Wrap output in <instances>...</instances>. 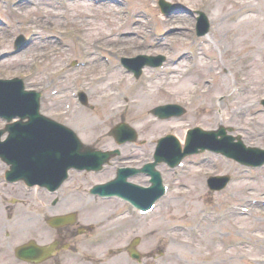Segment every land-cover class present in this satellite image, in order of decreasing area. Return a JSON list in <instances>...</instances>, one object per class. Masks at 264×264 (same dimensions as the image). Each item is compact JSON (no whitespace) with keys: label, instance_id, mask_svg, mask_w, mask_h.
<instances>
[{"label":"rangeland","instance_id":"1","mask_svg":"<svg viewBox=\"0 0 264 264\" xmlns=\"http://www.w3.org/2000/svg\"><path fill=\"white\" fill-rule=\"evenodd\" d=\"M158 1L0 2V76L28 77L29 85L39 87L40 91H47L49 84L54 83L50 80H55V87L65 88L64 95L51 101L60 108H63L71 89L77 90L81 84L90 86L92 106L74 107L70 114L73 128L82 133L86 143L108 150L120 147L121 151L129 153L131 160H139L145 150L149 154L162 136L169 133L181 137L187 127L197 124L210 129L219 123L228 127L234 125L245 130L247 145L264 149V113H254L256 107H264V0H168L176 8L169 15L161 13ZM242 6L248 8V16L241 24H235L230 21L229 14ZM197 10H205L210 17V33L204 37H198L196 33ZM175 12L184 15L189 22L177 21ZM21 34L31 35L33 41L26 49L13 54L16 38ZM196 41L201 43L199 48L194 46ZM139 53L167 55V69L178 61L181 67L196 63L187 77L174 75L189 81L185 93H175L168 87V78L156 75L157 70L164 74L167 69L163 72L161 68L146 67L139 80L124 71L121 58ZM75 58L86 65L68 72L63 80L58 72L62 67L68 71ZM108 58L110 64L106 63ZM86 78L91 81L86 83ZM197 84L200 89L193 91ZM235 88L240 90L237 97ZM151 91L157 97L144 102ZM196 95L194 101H189V97ZM167 102L182 103L186 113L156 120L150 113L151 108ZM141 104L145 106L140 107ZM238 108L240 111L243 108L246 113L239 115ZM124 116L138 130L140 138L147 140L141 150L121 147L109 135L110 129ZM82 118L84 120L80 121ZM234 131V134L240 133ZM216 161L219 164L216 172L227 169L223 161ZM214 162L207 166L208 170ZM205 169H186L179 189L188 191V194L181 195L177 190L159 215L149 222H137L106 245L94 246L92 250L88 244L86 247L79 245L75 251L82 257L87 254V258L93 260L91 264H264V168L246 171V179L234 182L230 188L210 198L203 195L207 188ZM103 178L83 174L76 175L74 181L89 187ZM66 199L60 209L62 213L70 211L71 206H82L79 195ZM240 199L249 200L246 215L230 214L223 222H220L223 216H211L200 225V234L187 236L174 225L175 222L194 221L204 206L213 204L220 208L224 204L235 205ZM251 199H260L261 202L251 204ZM70 200L76 204L71 205ZM109 208L110 213L115 209L112 204L103 203L93 212L83 211L84 215H80L78 221L93 226L90 227L93 231L96 226L99 228L103 219L109 218ZM39 225L40 229L38 224H31L28 234L19 237L35 239L39 244L54 239L53 233H43L44 226ZM16 229L23 231L27 228L18 223ZM80 235L77 231L69 246L72 242L76 245ZM132 237H140L136 250L147 258L143 263L131 259L127 251ZM12 245L19 244L9 245L0 239V264H30L16 258ZM68 251L64 248L56 254L54 261L46 260L40 264H85Z\"/></svg>","mask_w":264,"mask_h":264},{"label":"bare ground","instance_id":"2","mask_svg":"<svg viewBox=\"0 0 264 264\" xmlns=\"http://www.w3.org/2000/svg\"><path fill=\"white\" fill-rule=\"evenodd\" d=\"M159 7L160 5H163L162 2H160V4H158ZM222 8V6H220ZM176 9V8H174ZM179 9V8H178ZM248 8L244 9V7H239L237 9H235L234 11L230 12L229 14V17H230V21H233V22H236L235 24H241L242 21L244 20V18H247L248 16V13H246ZM180 10V9H179ZM175 14L177 15V21H184L185 23H188L189 20L184 17V15H181L177 12H175ZM195 17V16H194ZM196 19H198L197 17H195ZM227 19V17H226ZM197 21V20H196ZM190 83L188 80H185V79H180L178 78L177 76H171L168 78V87H170L172 90H174L175 93L177 94H182V93H185L184 90H185V87L186 86H189ZM189 91V89L187 90V92ZM4 95L5 96H11V97H17L16 100H13V99H10V98H6L5 100L6 101H9V100H13L20 111H23V110H29L31 109V106H28L26 103H27V99L25 98V96H19L16 89H15V85H12L10 87V90L9 91H3L2 92V95H0V100L1 99H4ZM157 97V94L153 93L152 91L149 92L148 94V97L146 96V99L144 102H147V100H154V98ZM55 98V97H54ZM53 98V99H54ZM1 105V103H0ZM145 106V104H141L140 107H143ZM81 120H84L83 118L80 119ZM149 123H151V121L149 120ZM211 127V126H209ZM113 130H115V128L112 127ZM210 129V128H208ZM222 129H225V130H228L229 127L227 126H222L220 128H217L216 129V133H218L219 131H222ZM26 130L22 129L21 130V133L23 135H21V140L18 141V143H25L26 141H28L25 136H27V132H25ZM24 136V137H23ZM45 136H46V140L44 142V148H43V155L45 154H48V153H52V158L54 160V163L55 164H60L61 166H68L70 164V162L72 160L75 159V156L73 153H71L68 149L69 147V142L67 139H62V137H56L57 135L56 134H53V133H45ZM76 141H79L81 144H82V147H83V151H88L90 150L89 148H85L84 149V137L82 136V133H80L79 135V139H77ZM21 149H24L25 146H20ZM249 145L245 144L243 146V148L240 149V151L237 153L238 154V157H245V158H250L251 156H253V152L251 150L248 149ZM92 151H95L92 149ZM102 154L104 155H109L111 154L110 151H102L101 152ZM13 155L11 156V161H14V162H17L18 163V168L17 170L19 171L17 173L22 175L24 179L28 180V181H39L40 179L38 178H31V177H28L27 175H25L23 172L27 173L28 175L30 176H33V177H41V178H46V179H50L49 176L46 175L45 173V170L43 171V168L44 167H48L49 164L48 163H43L41 160H38V162L36 163V160L37 158L36 157H33L31 158L30 156H28L27 154L25 153H12ZM128 155L126 156H123V157H120L121 160H119L121 163L124 161L123 159H125ZM2 158L5 159V161H8V158L9 157H5L4 155L2 156ZM82 159H83V156H82ZM119 159V158H118ZM118 162V164L120 163ZM6 165V169L7 170H11V165L10 163H5V164H2L1 166H4ZM89 168H92V167H87V169ZM47 169H51V168H47ZM53 170V169H52ZM55 171V170H53ZM83 173H87L85 171H83ZM100 175L105 178H109V175H108V172H103V173H100ZM98 175H95V177H101ZM97 186V185H95ZM94 186V187H95ZM19 188V187H18ZM233 192V191H232ZM106 203H110V204H115V201H111V202H106ZM74 203L72 202L71 205H73ZM63 206V205H62ZM62 206L59 207L58 211L62 208ZM159 209L156 208L153 212H152V215L155 213V211ZM56 211V212H58ZM55 212V213H56ZM79 211L78 210H75L73 211V213L69 214V215H59L57 217H61V216H64L63 218L65 219L66 223H70L71 220H76L77 216L79 215ZM8 216V215H7ZM7 216L5 217V225H8V223L6 222V218ZM8 219V218H7ZM22 219V218H21ZM55 221H56V218H53ZM18 220V219H17ZM15 220L13 222V224H16L18 221ZM20 221V220H19ZM107 218L106 219H103L100 223H99V234H101V237L99 239V242H97V239L94 240V242H97L99 244H97L98 246H101V244L105 243H109L113 238H116L117 236L119 235H122L124 233V231L120 232V233H117V234H114L116 229L111 226L110 224H107ZM10 226V224H9ZM14 228V227H13ZM7 231V230H5ZM97 246V247H98Z\"/></svg>","mask_w":264,"mask_h":264},{"label":"flooded vegetation","instance_id":"3","mask_svg":"<svg viewBox=\"0 0 264 264\" xmlns=\"http://www.w3.org/2000/svg\"><path fill=\"white\" fill-rule=\"evenodd\" d=\"M149 156H150L149 154L141 155L139 157V160H140V158L142 160L141 161L133 160V165L141 164L142 162H144L145 159H148ZM128 159H131V158L129 157ZM136 161H139V162L136 163ZM9 195L13 196L12 193H10ZM18 196H21L22 201H24V199L26 198V195H23V194L18 195ZM42 199L45 200V202H46L45 205L47 206V208L45 207V205L42 206V209L40 210V213H41V216L44 219H47L50 215L55 214L56 211L48 210L49 208H51V206L49 205V198H47L46 196H43ZM32 218H33V214L28 213L26 215V219L25 220H31ZM82 226L88 227V225H84V224H81L79 222H76L75 224H68L66 226H63V227L59 228L57 231H54V234H53L54 235V239L58 238L61 242H65L67 240L72 241L75 238L74 236L76 235L77 231ZM71 245H72V248H75V242H72Z\"/></svg>","mask_w":264,"mask_h":264}]
</instances>
